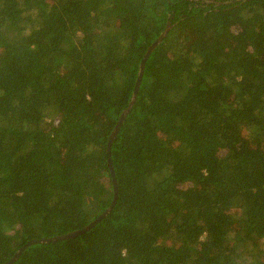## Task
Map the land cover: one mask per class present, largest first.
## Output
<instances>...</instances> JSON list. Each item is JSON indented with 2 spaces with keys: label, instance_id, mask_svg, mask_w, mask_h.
I'll return each mask as SVG.
<instances>
[{
  "label": "trees",
  "instance_id": "1",
  "mask_svg": "<svg viewBox=\"0 0 264 264\" xmlns=\"http://www.w3.org/2000/svg\"><path fill=\"white\" fill-rule=\"evenodd\" d=\"M264 264V0H0V264Z\"/></svg>",
  "mask_w": 264,
  "mask_h": 264
},
{
  "label": "water",
  "instance_id": "2",
  "mask_svg": "<svg viewBox=\"0 0 264 264\" xmlns=\"http://www.w3.org/2000/svg\"><path fill=\"white\" fill-rule=\"evenodd\" d=\"M171 28V24L169 23L166 27V29L164 30V32L160 35V37L150 46V48L148 49L146 55L144 56L142 62H141V68H140V72H139V76H138V80H137V84H136V88L134 91V96H133V100L131 101L130 105L128 106V108L126 110H124V112L122 113V115L120 116V119L115 127V129L113 130L110 138H109V142H108V152H109V166L112 172V176H113V181H114V199L112 204L110 205V207L105 210L98 218H96L94 221H92L91 223H89L88 225H86L85 227H83L82 229H78L66 234H62V235H58V236H54V237H43V238H35L32 240H29L28 242H26L16 253L15 255L8 260L5 263L2 264H14L23 254V252L30 247L31 245L37 244V243H44V242H57V241H62V240H67V239H71L74 237H77L78 235H81L83 233H85L86 231L92 229L95 225H97L106 215H108L110 213V211L112 210V208L115 206L118 197H119V188H118V183H117V179H116V175H115V170H114V166H113V162H112V154H111V149H112V145L127 117V115L130 113L135 100L137 98V94H138V90L140 88L141 85V81H142V77L144 74V69H145V64L148 60V58L150 57L151 53L153 52V50L163 41V39L165 38V36L168 34L169 30Z\"/></svg>",
  "mask_w": 264,
  "mask_h": 264
}]
</instances>
